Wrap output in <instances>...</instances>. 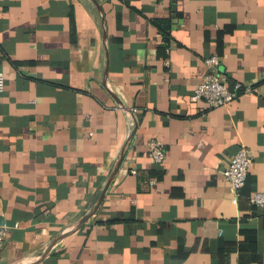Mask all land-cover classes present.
<instances>
[{
	"label": "crops",
	"instance_id": "0c3cea01",
	"mask_svg": "<svg viewBox=\"0 0 264 264\" xmlns=\"http://www.w3.org/2000/svg\"><path fill=\"white\" fill-rule=\"evenodd\" d=\"M0 71V264H264V0H0Z\"/></svg>",
	"mask_w": 264,
	"mask_h": 264
},
{
	"label": "built area",
	"instance_id": "2783aa9c",
	"mask_svg": "<svg viewBox=\"0 0 264 264\" xmlns=\"http://www.w3.org/2000/svg\"><path fill=\"white\" fill-rule=\"evenodd\" d=\"M205 65L208 69L204 79L196 86L192 100L194 102L204 101L211 108L225 107L231 104L241 93L243 86L235 84L234 88H230L227 83V78L219 71L220 57L213 54L205 60ZM6 78L3 72L0 71V94L5 91ZM148 154L150 158L158 164H163L166 161V152L163 144L158 140H152L147 144ZM253 157L250 150L242 145L237 154L232 158L223 175L228 182L231 192L234 195L232 202L235 204L244 188ZM132 174H136L135 170H131ZM250 202L253 206H264V194L255 193L251 196ZM6 230L0 226V253L5 246Z\"/></svg>",
	"mask_w": 264,
	"mask_h": 264
}]
</instances>
